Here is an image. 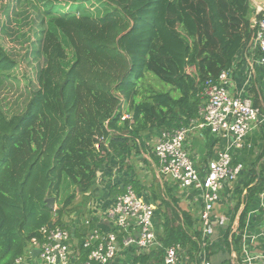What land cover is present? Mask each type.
<instances>
[{"label": "trees", "instance_id": "1", "mask_svg": "<svg viewBox=\"0 0 264 264\" xmlns=\"http://www.w3.org/2000/svg\"><path fill=\"white\" fill-rule=\"evenodd\" d=\"M30 1L43 16V66L19 115L7 117L0 108V264H15L42 226L64 225L63 211L91 190L111 160L132 170L126 160L149 154L146 132L159 135L196 120L205 81L230 69L254 33L251 0ZM13 67L0 46V90ZM150 77L171 90L151 89ZM123 112L130 118L121 119ZM124 184L144 195L136 180ZM263 186L247 189L246 198L259 196ZM152 193L161 201L153 223L162 247L141 255L130 249L131 264H163L164 249L173 244L198 257L191 218L162 200L155 185ZM46 198L58 207L48 209ZM246 212L235 232L227 228L220 244L214 234L206 250L212 243L228 256L238 253ZM80 256L75 264L86 260V251Z\"/></svg>", "mask_w": 264, "mask_h": 264}, {"label": "built area", "instance_id": "2", "mask_svg": "<svg viewBox=\"0 0 264 264\" xmlns=\"http://www.w3.org/2000/svg\"><path fill=\"white\" fill-rule=\"evenodd\" d=\"M251 28L254 33L247 44L259 53L258 63L264 70L263 5H256ZM231 69L221 71L214 80L205 81L200 93L198 118L188 127L162 131L153 150L158 177L175 182L184 190L198 192L201 199L198 214L201 257L197 264H211L205 251L207 240L213 243L216 231L213 212L224 190L236 181L242 171V165L232 163L230 150H242L247 135L264 123V113L253 106L250 98L243 97L241 93L233 95L229 92ZM195 128L207 129L215 138L228 141L225 150L219 151L213 160L208 161L204 175L198 173L183 147L186 135ZM258 198L264 203V187ZM260 208L261 219L264 220V204ZM98 216L106 218L111 228L107 231L93 228L80 240H76L72 232L80 228L81 221L73 224L74 230L68 229L66 224L59 226L54 222L42 226L28 241L23 255L14 263L75 264L81 252L86 251V260L82 264H117L118 260H125V252L130 249L136 255L161 249L153 223L154 207L131 187L116 196L112 205L104 212H99ZM83 224L85 227L90 226L86 220ZM34 250L37 255L32 257L31 252ZM242 255L244 264H264L263 253L249 251L242 246ZM163 264L196 263L191 262L186 248L173 244L164 249Z\"/></svg>", "mask_w": 264, "mask_h": 264}, {"label": "crops", "instance_id": "3", "mask_svg": "<svg viewBox=\"0 0 264 264\" xmlns=\"http://www.w3.org/2000/svg\"><path fill=\"white\" fill-rule=\"evenodd\" d=\"M259 56L255 48L253 49L249 44L244 45L233 60L231 84L228 89L233 95L241 93L243 97L250 98L253 106L258 107L264 113V70L258 63ZM199 98L201 103L200 95ZM146 133L144 138L146 140L145 144L149 148L147 149L149 154H144V152L139 155L140 159H143V162L151 168L152 179L150 183L148 185L146 183L143 184L142 182L145 181L141 182V179L136 178L131 170H121L118 167L119 164H115V167L112 165L107 166L106 164L96 174L92 186L95 189L90 190L88 201L91 200L94 206L92 208L90 206L85 208L86 205H84L83 214L80 217L82 224L79 229H75L72 232L76 240H80L93 228L105 231L111 228L108 220L104 217H99L98 213H102L108 209L112 205L115 197L123 193L126 187L130 186H126L124 183L127 181L130 182L131 180H136L140 184L141 192L144 194L142 196L144 200L145 197L150 198L151 201H149V204L154 207L155 221L156 219L157 221L159 220L157 206L161 204V201L158 197L156 199L154 198L152 185H155L159 190V196L162 200L165 202H169V200L174 201L177 209L186 213L191 218L193 221V229L196 225L197 234L199 238L201 237L199 225H197L199 209L201 207V199L198 197V192L191 189L184 190L177 183L158 177L156 162L152 153L153 147H150V141L153 136L149 140ZM152 134L156 136H154L156 139L159 136L158 132H152ZM227 145V140L215 138L207 129L195 128L186 135L183 147L192 159L198 173L204 175L208 161L213 160L219 151L225 150ZM230 151L232 163L242 165V171L239 173L236 181L228 189L226 188L224 190L221 201L215 206L213 219L216 221L215 235L218 234V239H216L214 244H220L221 238L227 228L230 227L231 232H235L239 226L238 218L240 213L247 211L245 214V226L242 230V240H244L238 247L241 251L239 255L232 251L231 255L228 256L227 252L224 249L222 250L221 246L218 245V248L214 250V245H211V248L206 250L205 254L212 264H244L242 260V246H245L249 251L254 250V252L264 254V220L261 219L262 209L260 208L264 203L258 196L254 197L253 200L246 198L247 189L259 182H264V123L254 128L247 135L242 150ZM100 185H103V187L99 188ZM106 185L109 190L106 191L105 195H99ZM118 188L122 192H117L116 189ZM240 192L241 196L238 198ZM85 220L90 222L89 227H85L83 224ZM154 228H158V222L154 223ZM68 229L74 230V226L70 225ZM76 232L80 233L78 238L76 237ZM200 257L201 252L198 257L193 255L192 257L189 256V259L191 262L197 264ZM124 259V261L118 260V262L120 264H131V260L127 255Z\"/></svg>", "mask_w": 264, "mask_h": 264}, {"label": "rangeland", "instance_id": "4", "mask_svg": "<svg viewBox=\"0 0 264 264\" xmlns=\"http://www.w3.org/2000/svg\"><path fill=\"white\" fill-rule=\"evenodd\" d=\"M251 3L255 9L256 5L252 0ZM42 17L38 5L30 0H0V46L14 63L13 69L4 76V83L0 90V108L7 117L19 115L24 110L31 93L37 88L36 75L43 66V59L38 55L43 37L42 33L45 29ZM188 71L191 73V69ZM148 81L152 86L151 89L158 92H169L171 90L169 86L156 81L152 77L148 78ZM149 95L150 93L147 94V96ZM172 95L174 96L175 93H172ZM123 106L125 109L124 104ZM128 117L130 118V115L123 112L121 119H129ZM152 132L156 131L147 132L146 134L149 140L153 136L150 147H153L154 150L156 136ZM106 146H108L107 143ZM109 150L111 152L110 147ZM153 157L155 160L154 153ZM125 163L130 164L131 172L134 173L136 178L141 179V182L145 181L142 182L143 184L148 185L150 183L152 179L151 168L143 162V159H140V155L134 156L130 161L126 160ZM110 165L115 167L113 160L107 166ZM122 169L127 170L125 166ZM102 187L103 185L99 186V188ZM107 190L109 189L106 185L99 195H105ZM86 194L88 195L86 196ZM86 194H77L74 202L63 211L62 220L66 226H72L75 222L81 221L80 217L83 214L84 205H86L85 208L94 206L91 200L88 201L90 191ZM56 207H58L57 204L53 206V210ZM79 236L80 233L76 232V237ZM215 238L218 239V234ZM239 253L240 250L237 254L239 255Z\"/></svg>", "mask_w": 264, "mask_h": 264}, {"label": "water", "instance_id": "5", "mask_svg": "<svg viewBox=\"0 0 264 264\" xmlns=\"http://www.w3.org/2000/svg\"><path fill=\"white\" fill-rule=\"evenodd\" d=\"M253 3L257 6L263 5L264 6V0H252ZM46 207L50 210H53V206L55 205L53 198H46L45 200ZM37 255V251L34 250L31 252V256L35 257Z\"/></svg>", "mask_w": 264, "mask_h": 264}]
</instances>
